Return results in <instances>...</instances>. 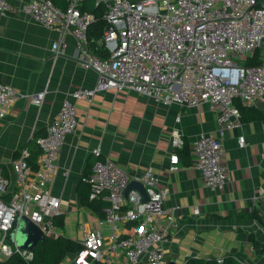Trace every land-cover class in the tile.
Returning a JSON list of instances; mask_svg holds the SVG:
<instances>
[{"label": "built area", "instance_id": "2783aa9c", "mask_svg": "<svg viewBox=\"0 0 264 264\" xmlns=\"http://www.w3.org/2000/svg\"><path fill=\"white\" fill-rule=\"evenodd\" d=\"M85 1L66 0L62 7L53 0H0L2 13L23 12L49 27L71 32L77 41L78 62L98 74L95 88L74 90L47 125L46 133L35 138L41 151L36 167L28 161V148L21 149L12 163L13 180L0 164L2 262L13 254L28 262L33 259L32 251L13 247L8 241L22 216L46 237L63 235L54 222L60 214V201L50 186L65 139L79 125L78 100L91 101L97 91L112 89L142 94L163 105L207 104L216 112L223 136L242 126L237 100L249 106L264 97V60L255 65L241 63L264 45V0H92L106 5V24L96 38L88 33L96 15L81 7ZM53 49L62 53L61 42L55 41ZM46 94L43 90L23 95L11 84L0 82V119L19 99L27 96L32 104L41 106ZM240 144L245 145L243 137ZM185 145L181 130L174 128L171 170L178 168L177 150ZM191 152L205 186L223 190L231 176L221 138L201 135L192 142ZM93 154L95 162L86 177L89 199L109 202L101 223L112 224L113 232L105 237L98 229L83 227V249L73 254L74 264H166L164 245L177 227V217L175 210L165 205L167 190L160 187L158 175L151 168L133 175L103 158L100 146ZM133 180L144 185L145 202L136 189L125 194ZM129 222H134L135 228L124 235L120 225Z\"/></svg>", "mask_w": 264, "mask_h": 264}, {"label": "crops", "instance_id": "0c3cea01", "mask_svg": "<svg viewBox=\"0 0 264 264\" xmlns=\"http://www.w3.org/2000/svg\"><path fill=\"white\" fill-rule=\"evenodd\" d=\"M85 2L96 5L92 0ZM55 41L61 42L62 53L53 49ZM258 53L264 60V45ZM77 56V41L71 32L49 27L23 12H0V82L11 84L23 95L47 91L41 106L26 96L0 119V164L10 179H14L12 163L21 149L39 152L35 138L46 133L62 102L76 89L97 85L96 71L81 65ZM249 106L263 117L242 120L241 127L221 136L217 114L207 104L163 105L142 94L112 89L97 91L91 101L78 100L79 125L65 139L50 186L61 205L57 219L62 224L56 225L65 236L78 241L85 236L83 227L98 229L105 237L113 232L112 224L101 223L105 209L100 213L84 204L80 194L85 190L82 180L95 162L93 150L100 146L103 158L133 175L151 168L160 187L167 190L165 205L175 210L177 227L164 245L166 264L184 263L188 256L220 259L226 255L246 264H264V225L250 215L256 212L264 220V97ZM253 113L248 110L245 116ZM174 128L181 130L187 152L177 150L179 163L173 171ZM204 134L222 140L231 176L223 190L206 187L201 171L194 166L191 144ZM241 137L245 145L240 144ZM125 226L120 225L122 233L128 232ZM252 233L259 242L257 247L250 239ZM4 262L0 260V264ZM60 264H74L73 254Z\"/></svg>", "mask_w": 264, "mask_h": 264}, {"label": "trees", "instance_id": "16d2710c", "mask_svg": "<svg viewBox=\"0 0 264 264\" xmlns=\"http://www.w3.org/2000/svg\"><path fill=\"white\" fill-rule=\"evenodd\" d=\"M55 4L64 7L66 5V0H53ZM82 8H86L92 10L95 15L96 19L91 23L88 29V33L90 37H100L103 32V28L106 24V19L104 18V13L106 10V5L103 2H100L93 7H90L87 2L81 4ZM259 48L255 50V53L251 56H247L241 63L244 65H255L261 63L263 60L259 58ZM237 105L240 108L242 120L247 119H260L263 117V114L258 112L254 108V106H246L242 105L241 102L237 101ZM248 110H252L255 113L249 115L247 118L245 116V112ZM187 152L186 148H182L181 152ZM41 153L39 152H31L30 157L28 158L29 163L33 166H37V157ZM86 177L83 178V182L81 183L84 189H81L80 194L82 196V202L93 209L97 210L98 212L102 213L103 210L109 205L106 200H90L89 199V185L86 182ZM81 188V186H80ZM100 201V203H98ZM104 213V212H103ZM250 215L252 218H256L262 225H264V220L259 216L256 212H251ZM60 214L57 215L54 219L56 224H62L60 222ZM59 218V219H57ZM125 228L127 229V233H123L124 235H128L135 228L134 222H129L126 224ZM250 239L254 246H258L259 242L256 239L255 235L252 233L250 235ZM83 249V245L80 241L73 239L71 237L65 236L64 234L59 238H51L45 237L44 240L39 241L36 245V248L33 252V259L32 261L28 262L21 256L17 254H13L8 259L5 260L4 264H60L68 254H76ZM94 264H105L103 262L97 261ZM181 264H246L239 260H237L233 255H226L222 258H202V257H193L188 256L184 263Z\"/></svg>", "mask_w": 264, "mask_h": 264}, {"label": "water", "instance_id": "95a60500", "mask_svg": "<svg viewBox=\"0 0 264 264\" xmlns=\"http://www.w3.org/2000/svg\"><path fill=\"white\" fill-rule=\"evenodd\" d=\"M134 189L140 191L143 197L142 199L145 202L147 200L145 187L139 181H131L125 190V194L128 195V193ZM45 237L44 233L34 222H32L28 217L22 216L16 229L11 232L9 242L11 245H15L21 250L34 252L37 243L44 240Z\"/></svg>", "mask_w": 264, "mask_h": 264}, {"label": "rangeland", "instance_id": "374dc122", "mask_svg": "<svg viewBox=\"0 0 264 264\" xmlns=\"http://www.w3.org/2000/svg\"><path fill=\"white\" fill-rule=\"evenodd\" d=\"M244 56H247V54L246 55H244ZM243 58V57H242ZM235 60H237L238 61V59L236 58ZM9 241V240H8ZM10 243V242H9ZM13 247L15 246V245H12Z\"/></svg>", "mask_w": 264, "mask_h": 264}]
</instances>
